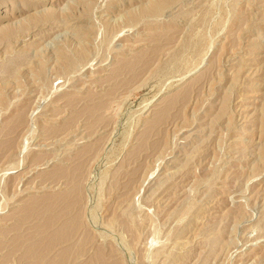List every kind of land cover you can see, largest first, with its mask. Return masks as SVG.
<instances>
[{
  "label": "rangeland",
  "instance_id": "374dc122",
  "mask_svg": "<svg viewBox=\"0 0 264 264\" xmlns=\"http://www.w3.org/2000/svg\"><path fill=\"white\" fill-rule=\"evenodd\" d=\"M0 264H264V0H0Z\"/></svg>",
  "mask_w": 264,
  "mask_h": 264
}]
</instances>
